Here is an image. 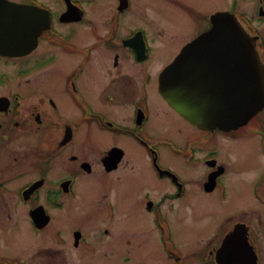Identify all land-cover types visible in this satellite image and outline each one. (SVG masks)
<instances>
[{"label":"flooded vegetation","instance_id":"af4514ba","mask_svg":"<svg viewBox=\"0 0 264 264\" xmlns=\"http://www.w3.org/2000/svg\"><path fill=\"white\" fill-rule=\"evenodd\" d=\"M11 1L47 10L51 25L32 50L0 55V264H264V108L204 130L160 92L185 45L236 6L156 0L181 18L170 31L140 0ZM257 1L244 26L264 65ZM217 69L229 96L234 74ZM237 151L256 166L241 199L229 189Z\"/></svg>","mask_w":264,"mask_h":264},{"label":"water","instance_id":"95a60500","mask_svg":"<svg viewBox=\"0 0 264 264\" xmlns=\"http://www.w3.org/2000/svg\"><path fill=\"white\" fill-rule=\"evenodd\" d=\"M44 13L0 0V54L30 51L49 26ZM254 48L234 15L217 13L212 28L185 46L163 72L161 93L199 127L228 131L242 126L264 106V68ZM217 67L234 74L229 96L217 94Z\"/></svg>","mask_w":264,"mask_h":264},{"label":"rangeland","instance_id":"374dc122","mask_svg":"<svg viewBox=\"0 0 264 264\" xmlns=\"http://www.w3.org/2000/svg\"><path fill=\"white\" fill-rule=\"evenodd\" d=\"M20 1V0H16ZM191 1L193 5H197L201 3V7L204 12L211 10V7L213 9L217 10H227V8H232L233 5H237L239 8V11L242 13H246L248 16L252 14L254 8L257 6L256 0H187ZM50 2V1H49ZM51 3V2H50ZM140 3L143 4L142 6L148 9V13L150 17L157 21L161 26L164 23L166 27L167 20L170 19V28H168L170 31L172 30H182L183 26L181 23V18L178 15V13H174L171 10H168L167 6L164 3H158L156 0H140ZM170 13V15L168 14ZM255 12V10H254ZM100 18V12L96 13V16ZM129 19H132L131 22L134 25L138 26H144L146 27V18L147 16H140V15H128ZM66 31L74 32L75 35H89V31L84 29L83 26H73L71 29H68ZM168 56H163V61L166 60ZM237 154V161L236 163L230 157L229 162V176L232 178L229 183V189L232 190V196H236L237 199L243 198V195L245 197H249L251 191H252V178L251 173L256 166L255 163L250 162L249 160H246L245 164L243 163L244 155L243 153L240 154L239 151L236 152ZM240 165L245 167V178L241 175V172L239 170ZM177 169L181 173L182 176L185 178H188L192 175V173L189 170L184 169V167L178 166ZM235 178V179H233ZM244 197V198H245ZM192 222V223H191ZM189 224L190 226L194 225L196 221H191ZM189 226V228H190ZM175 230L176 227L174 226L172 229L173 236L175 237ZM195 234V233H194ZM152 254H158L156 251H154ZM150 264H156V263H150Z\"/></svg>","mask_w":264,"mask_h":264}]
</instances>
